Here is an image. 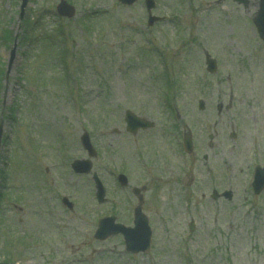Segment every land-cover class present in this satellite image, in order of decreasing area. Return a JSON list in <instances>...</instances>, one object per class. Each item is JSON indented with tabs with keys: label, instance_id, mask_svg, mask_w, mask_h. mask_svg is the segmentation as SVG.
<instances>
[{
	"label": "rangeland",
	"instance_id": "rangeland-1",
	"mask_svg": "<svg viewBox=\"0 0 264 264\" xmlns=\"http://www.w3.org/2000/svg\"><path fill=\"white\" fill-rule=\"evenodd\" d=\"M58 1L28 0L19 20L21 0H0L4 75L13 41L18 45L0 88V264H264V193L248 204L246 190L253 166L264 162V43L251 21L258 0L245 7L233 0H155L153 14L165 20L151 28L143 0L131 7L117 0H67L77 9L70 21L62 20L73 68L67 81L48 66L60 49L47 42L40 49L33 41L39 26L34 21L50 29ZM90 11L107 15L90 19ZM3 28L13 32L10 44L2 41ZM147 40L167 57L159 60ZM205 52L217 59L214 75L205 71ZM163 58L174 82L167 111L156 81L165 70ZM69 86L76 87L75 100ZM199 99L204 111L197 109ZM126 109L156 126L129 137L122 121ZM171 127L180 141L191 130L198 159L191 166L202 169L206 153L207 165L233 191L230 202L212 203L196 170L194 183L187 176L183 196L175 182L182 163L178 142L159 131ZM83 129L97 149L93 170L107 187L105 204L94 198L91 174L77 175L69 167L73 159L86 158L79 143ZM209 134L215 135L213 148ZM140 153L159 165L153 174L162 175L159 184L147 182ZM159 154L160 164L154 157ZM116 172L128 176V189L117 186ZM142 183L148 186L143 211L153 230L149 252L126 254L121 236L96 241L99 217L114 214L132 224L136 198L130 189ZM65 196L72 211L60 202Z\"/></svg>",
	"mask_w": 264,
	"mask_h": 264
},
{
	"label": "water",
	"instance_id": "water-1",
	"mask_svg": "<svg viewBox=\"0 0 264 264\" xmlns=\"http://www.w3.org/2000/svg\"><path fill=\"white\" fill-rule=\"evenodd\" d=\"M123 3H132L134 0H120ZM26 4V0L23 1L22 7H24ZM150 6L152 4L150 3ZM150 8V7H149ZM58 11L62 15L72 16L74 13L73 7L68 6L64 1H61V3L58 5ZM156 17H151L150 23L157 20ZM254 23L256 24L261 36L264 38V0H260L259 2V10L257 12L256 17L254 18ZM207 64L209 65V70H213V62L210 61L207 58ZM128 117V116H127ZM142 122H138L137 120H133L130 117H128L127 124L128 128H135L137 125L141 124ZM84 145H86L90 150L89 142L86 141L84 138ZM185 147L188 151L191 150V143L189 136H186L185 138ZM73 167L77 172H85L89 170V163L85 161H76L73 163ZM261 172H264L262 170ZM259 175V174H258ZM258 175L256 177V183L264 184V175L262 174V181H258ZM97 182V193L96 196L99 201L103 200L104 197V189L101 186L100 182L96 180ZM113 218H109L102 222L100 229H105V233H108L111 231L108 227L115 228V232H121L124 235L126 246L131 251H139L143 250L146 251L149 247V238H150V229L147 224V219L141 214V211L139 208H136L135 210V227L134 228H124L122 225H113Z\"/></svg>",
	"mask_w": 264,
	"mask_h": 264
},
{
	"label": "flooded vegetation",
	"instance_id": "flooded-vegetation-1",
	"mask_svg": "<svg viewBox=\"0 0 264 264\" xmlns=\"http://www.w3.org/2000/svg\"><path fill=\"white\" fill-rule=\"evenodd\" d=\"M208 173H209V171H208ZM213 177V176H212ZM215 177H213V179H214ZM216 179H217V184H218V186L222 183V181H223V179H224V177H223V174L222 173H218V175H217V177H216Z\"/></svg>",
	"mask_w": 264,
	"mask_h": 264
}]
</instances>
